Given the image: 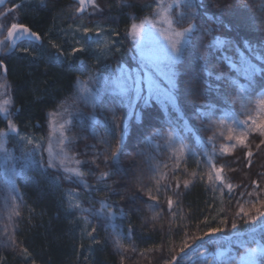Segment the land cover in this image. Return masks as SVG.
<instances>
[{"label":"trees","instance_id":"16d2710c","mask_svg":"<svg viewBox=\"0 0 264 264\" xmlns=\"http://www.w3.org/2000/svg\"><path fill=\"white\" fill-rule=\"evenodd\" d=\"M14 1L17 0H10L8 9ZM98 2L104 13L89 17V24L100 21L103 26L114 29L122 44L120 54L96 63L91 62L86 53L72 55L68 62L61 55L66 53V29L71 22L82 17L75 13L77 3L74 0H31L25 3V8L0 18L3 29L16 22L37 32L45 48L33 59L21 58L19 62L9 64L11 81L7 90L8 93L14 91L12 99L20 111L13 115L14 104L10 105L12 115L9 119L3 122L0 118V132L5 133L10 122L17 129L14 134L6 132L0 137V142L4 141L0 157L5 154L10 157L7 161L8 173L0 164V264H163V259L171 260L173 255L177 261L172 264H208V261L211 264H226L227 257L241 260L247 249L256 247L254 242L249 241L247 233L257 222L249 225L244 223L243 218L236 217L239 209L237 199L229 203L227 189L224 190V198L219 190L213 192L211 188L206 189L199 173L206 171L203 162L207 153L215 149L216 159L227 165L226 177L240 186L236 193L240 203L245 199H255L247 195L239 197L241 191H252L251 180H257L264 187V179H261V174H264V145L260 149L255 147L259 143L258 137L250 144L252 164H248L244 155L248 149L239 145L230 154L220 155L222 145L235 143V140H226L229 126L233 128V135H238L244 127L239 121L245 120L247 115L245 106L251 102L254 109L259 93L264 91L261 88L264 72L256 73L253 77L255 84L249 87L243 76L237 77L236 72L229 70L224 63L225 56L231 57L237 65L241 56L252 58L244 41H248L258 54L264 55V25L259 23L262 15L259 0H218L219 7L216 6L217 0H211L207 8L196 9V17L192 20L194 31L189 34L180 58L172 65L170 100L132 105V100L129 103L111 93H102L104 103L94 109L91 104L75 101L79 79L89 80L90 74L104 76L108 73V66L120 67L124 64L129 67L132 64V48L126 32L132 22L139 24L145 17H152L150 8L157 0ZM171 2L165 0L164 3ZM129 3L132 7L126 6ZM180 11L183 9L173 7L170 15L175 17ZM187 26L188 21L185 20L182 27ZM208 28L214 30L212 36L229 43L205 47L212 38L206 32ZM53 44L58 47H52ZM78 58L87 62V73H82L83 66ZM52 60H56L55 63ZM252 62L257 67L264 65V61L253 59ZM223 72L245 85L241 99H235L237 89L234 85L216 79ZM65 106H71L70 110L74 113V117L70 118L71 125L67 126L69 130L65 131V135L73 141L69 156L84 151L85 145H95L96 150L103 153L105 145L100 143L102 139L111 145L107 152L110 156L111 151L117 148V139L123 136L118 149L119 167L122 174H127L123 179L113 175L98 181L97 177L110 169L102 163L100 167L83 165L80 166L82 171L92 173L81 178L90 186V189H85L82 184L63 179L65 174L62 171L48 169L45 174L39 166L25 165V154L33 146L25 145L22 137L36 142L38 136L45 135L43 127L47 115ZM110 109L120 118L115 123ZM252 114L255 115V111ZM93 116L100 123L92 124ZM234 120L236 123H233ZM221 121L224 123L221 124ZM210 137L213 138L211 143ZM251 140L252 136H249ZM181 146L183 152L179 151ZM92 152L93 149L89 148L87 156L77 155L76 159L91 160ZM34 159L40 161L41 157L34 156ZM103 159L104 155H101L100 160ZM13 169L16 175L12 177V183H7ZM173 169L176 170V176L171 180L173 188L179 180L182 190L174 205V217L168 213L166 202L172 193L165 192L163 188L156 193L155 180L152 179L154 176L168 177ZM193 173L197 175L193 176ZM138 178L158 196L159 204L143 196L148 204L157 205L151 210L139 201L133 205L121 200V196L127 198L137 193ZM185 179L191 181L187 189L183 187ZM105 183L116 188L117 194L105 189ZM161 183H169V179H161ZM69 190H74L71 203L79 202L82 208L99 209L101 200L110 205L118 202L125 215H117L109 223L79 209H70ZM9 193L16 198V210L20 213L19 216L13 215L11 220L12 201L9 199L7 205L5 203ZM173 199L177 200L174 195ZM248 207L245 205L246 209ZM222 208L224 211H220ZM154 213L158 214L155 219ZM85 217L90 224H86ZM222 220L225 222L222 223ZM233 222L237 225L236 229L232 228ZM92 226L97 231L89 236ZM130 226L132 234L129 238ZM217 227L224 231L199 241L203 247L196 248L195 253L185 249L191 259L179 252L186 239L192 245L190 237L201 236L209 228ZM256 239L264 244V234L258 232ZM94 240L99 243H94ZM117 241L122 247L117 246ZM262 262L264 254L257 257L255 264Z\"/></svg>","mask_w":264,"mask_h":264},{"label":"snow or ice","instance_id":"6c2138e0","mask_svg":"<svg viewBox=\"0 0 264 264\" xmlns=\"http://www.w3.org/2000/svg\"><path fill=\"white\" fill-rule=\"evenodd\" d=\"M211 0H172L171 3L165 5L163 0H157L156 8L154 9V15L156 19H149L145 17L139 24L132 22L126 32V37H131L133 46L138 50L141 57V66L145 69V83L147 84L149 91H152V81L148 77V72L151 71L152 68H158L160 62L164 61L167 62L169 67L173 65L179 58L184 48L185 44L188 43L189 34L193 33L194 26L192 24V20L196 17V9L199 8H207L208 3ZM5 0H0V4H4ZM127 7H132V5L126 4ZM216 6L219 7V2L217 0ZM111 7V5H109ZM173 7L177 9H183V11L177 12L175 17L170 15L171 10ZM259 7L261 9L262 15L259 17V23L264 25V0H259ZM20 8V5L13 4L12 8L7 9V11L0 13V17H6L8 13L13 12ZM91 9V11H89ZM88 14V17H95L98 15H103L104 8L98 2V0H77V6L75 7V13L81 14ZM218 19V17H217ZM185 20L188 21L187 27H182ZM81 25H83V19H81ZM158 25L162 27H158ZM156 30L163 36L164 40L167 42L166 44H159L157 43L155 48L149 51H145L144 49V39L141 38V32L143 31L147 37H152L153 30ZM3 30V27L0 26V31ZM76 32L80 33L79 38H75V43L80 45L79 47H73L72 53L69 54L68 59L72 58V54L87 51V41L90 39H97V50L100 52H111L112 51V42L110 40H103L100 41V37L104 36L108 30L101 26L100 21H96L92 27L80 26L77 27L75 30ZM214 30L212 28L206 29V32L209 36H211L210 44L205 47H211L213 45H220L224 46L225 44L229 43L227 41L221 40L219 37L212 36V32ZM110 34L118 35L117 32L113 31ZM25 38H32L36 41L41 39L40 35L32 31L29 27L13 22L9 27H7V35L5 40L10 42L9 47L15 45L17 40H23ZM4 40H0V44H4ZM245 46L249 47V51L252 58L240 57L239 65L232 60L231 57H224V63L228 65L229 70H233L236 72L237 77L243 76L248 81V86L252 87L255 84L253 77L258 72H264V65L261 67H257L255 63H253V59L257 61H264V55L258 54L255 49L251 48L248 44V41H244ZM52 47L57 48L56 44H53ZM24 53H29V48L25 47L21 49ZM120 49L116 48V52H119ZM63 55V53H61ZM58 59V58H57ZM199 59V57H198ZM0 69H4L6 71L4 62L0 59ZM117 75H114L112 78H105L99 77L90 74V78L92 82L96 85L95 88L89 89L85 87L83 84L80 85L78 94L75 97L76 102H83L85 104H91L92 107L95 109L96 107L100 106L104 103L101 100L102 93H111L115 96H119L122 99H126L131 103L130 94L135 93L137 96L141 91V81L138 78H134L132 75H126L121 68H117L114 70ZM218 81L222 80L228 85H234L236 87L235 99H241L243 93L245 92L246 88L245 85L240 84L238 79L233 78L232 76L228 75L226 72L221 73L219 76L216 77ZM169 84H172L171 79H169ZM3 87V85H0ZM261 88H264V83L261 84ZM171 99V97H170ZM9 103L8 100L4 101V104L7 105ZM71 106H65L63 108V112H56L52 113L51 116H60L63 117L66 113L70 118L74 117V113L70 110ZM112 112V120L115 123L120 118L116 115L114 110ZM255 111V115L252 112ZM0 112H7V109L4 107H0ZM245 112L247 113L246 119L239 121L242 124L243 130L238 135H233V128L229 126L228 132L229 134L226 137V140L229 142L235 140L234 144L229 145H222L220 148V155L223 156L224 154H230L238 145L242 146L243 148H247L248 151L244 153L245 157L248 158V164H252L251 157L253 156V152L250 148V144L259 138V143L255 144L257 149H260L262 145H264V91L259 93L258 99L255 101V108L251 106V102L249 105L245 106ZM92 124H98L99 121L95 120L94 116L91 117ZM81 122H83V118H81ZM72 120H64L63 122H53L50 120V124H52L51 133L59 132V136L56 139V144L58 146V150L53 149V141L50 135L49 137V144L48 147L45 149L42 144H37L34 148L28 149L25 154V165L26 166H39L42 171L47 174L48 169H56L58 172L62 170L65 174L63 179L69 180L72 183L82 184L85 189H90V186L87 185L81 178L86 174H92L91 172L85 173L81 170L80 166L83 165H96V167H100L101 163L104 165L105 168H109V171L102 172L99 177H97L98 181H104L106 178L111 177L113 175L121 177L123 179L127 174L123 173L119 167V146L123 140V136H120L117 141L116 145L117 148L111 151V155L108 156L107 152L111 145L108 144L107 140H101L100 143L105 145L104 152L101 153L100 151L96 150L95 145H85L84 151L80 153H74L72 157L69 156L70 145L72 144V139L65 135V131L69 130L67 126L71 125ZM224 122L221 121V124ZM233 123H236L234 120ZM116 127H120L119 124ZM9 131L17 132V129L14 124L11 122L9 123ZM255 133L256 135H252ZM106 134H110L106 133ZM5 135L4 132H0V137ZM171 136V133H169ZM249 136H252V140L249 141ZM23 140L27 141V145H31L33 143L31 138L22 137ZM213 140L212 137L209 138V142L211 143ZM245 141H249V143H245ZM93 149L92 158L91 160L85 159L80 160L76 159L77 155H88V149ZM3 149V144L0 143V150ZM38 151H47L48 153V160L45 164L43 158L40 161H36L34 159L35 153ZM180 152L184 151L183 146L179 149ZM215 149L213 152L207 153V159L203 162V167L206 170L205 172L199 173L201 180L204 181L207 188H211L213 192L217 190L220 191L221 197H225V189H227V197L229 199V203L231 200L236 198L237 204L239 205L238 211L235 213L236 217L243 218L245 224L252 225V222H257L255 225H252L249 232L247 233L249 237V241L254 242L256 247L247 249V254L241 257V261L245 262V264H255V254L261 253L264 254V244H261L260 241L256 239L257 233L264 234V187H261L257 180H251V185L253 186L252 191L247 192H239V197H255L254 200L245 199L243 203H240L239 199L236 197V193L239 190V185L232 183L225 175V168L227 165L225 163H221L219 160L216 159L214 156ZM104 155L103 161L100 160V156ZM10 157L5 154L3 157H0V164L4 166L5 172L8 173L9 170L7 169V161ZM69 161H74L77 167H70L68 166ZM167 167V165L165 166ZM197 167H200L198 163ZM232 171L231 168L228 169ZM15 170H11V174L8 176L7 183H12V177L15 176ZM193 176H196L197 173H193ZM176 176V170L173 169L171 175L168 177L161 176L160 178H156L155 176L152 179L155 180V192L159 193L161 188L164 189L165 192H170L172 195H168L167 197V207L168 213L171 214L173 217L176 215L174 210V205L178 202V198L181 196V187L179 180L176 181L175 187L171 183V180L174 179ZM206 176V179H205ZM75 177L76 179H73ZM60 177L58 176L57 179ZM167 178L169 179V183L162 184L161 179ZM261 179H264V174H261ZM191 181L185 179L183 181L184 189H187ZM105 189L110 190L113 194H117L116 188H113L111 185L105 183ZM69 197V208L70 209H79L81 212L90 213L94 217L102 218L108 221L109 223L114 221L117 215L123 217L125 215L123 207L118 203L114 202L111 205L108 204L105 200L100 201V208L99 209H87L82 208L79 202L71 203L74 195V190H69L67 193ZM147 196L148 201H156L159 204L158 196L153 194V189L148 188L146 185L143 184L142 179H137V193L130 197L121 196V200L131 203L135 205L137 201L142 204H146L147 207L151 210L157 205L148 204L147 201L143 199V196ZM173 195L177 198V200L173 199ZM12 201V211L9 213V220H11L12 216H19L20 213L16 210V198L9 193V196L5 198V203L7 205L8 200ZM245 205H249L246 209ZM138 210V209H137ZM220 211H224V209H220ZM157 213H154L153 219L156 218ZM86 224H90L91 222L88 220V217H85ZM225 222L222 220V223ZM107 226V225H106ZM232 228L236 229L237 225L235 222L232 223ZM97 228L92 226V231L88 233L89 236L92 235L93 232H96ZM223 228H209L206 232H204L201 236H193L190 239L193 241V244L190 245L188 240L186 239L179 248L180 253H184L185 257L191 259L188 256V253H185V249H189L190 252L195 253L196 248L203 247L202 244L198 242L203 240L205 237L208 236H215L217 233L223 232ZM132 234V228L129 227V238ZM187 236V233H185ZM94 243H99V241H95ZM243 243V242H242ZM117 246L122 247L117 241ZM200 255H203L201 253ZM217 255H221L217 253ZM184 257H181L183 259ZM123 259V258H122ZM173 261H177V257L173 255L171 260L163 259V264H172ZM179 264V262H177ZM208 264H211V261H208ZM226 264H241V262L236 261L231 257L226 258ZM264 264V262H262Z\"/></svg>","mask_w":264,"mask_h":264},{"label":"rangeland","instance_id":"374dc122","mask_svg":"<svg viewBox=\"0 0 264 264\" xmlns=\"http://www.w3.org/2000/svg\"><path fill=\"white\" fill-rule=\"evenodd\" d=\"M28 1L31 0H22V2L27 3ZM165 2V0H163V3ZM165 4V3H164ZM157 2L154 3L153 5H151L150 11H152V17L149 19H156V16L154 15V9L156 8ZM7 7L5 9H3L2 11H0V13H3L5 11H7ZM89 11H91V9H89ZM87 15L85 17H81L79 19L74 20L73 22H71V24H69L68 28L66 29L65 35H64V44L66 48V53L63 52V57L65 58L64 60H66L68 62V56L69 54L72 53V48L73 47H79L80 45L75 43V38H79L80 33L76 32L75 30L77 29L78 26H80L81 28L83 26H88V27H92L94 25L95 22H92L91 24H89V17L87 12L84 13ZM83 14V15H84ZM81 16V15H78ZM2 18V17H0ZM81 19H83V25H81ZM101 26L105 29L108 30V32L104 35L101 36L99 39L100 41H103L105 39L110 40L112 42V51L111 52H100L97 50V39L93 38L88 40L89 41V47L87 46V51H81V52H77L74 53L72 55L77 56L80 53H86L87 56H90V61L93 63H96L98 61H103L105 59H110L114 54H120L119 52H116V48H119L121 50V44L122 41L117 39V35H112L110 34L111 32L115 31L114 29L110 28V27H106L103 26L101 24ZM9 27V26H8ZM158 27H162L160 25H158ZM7 34V28L3 29L2 31H0V40H4L5 43L4 44H0V54L1 55H5V54H9L10 53V48L8 46H6L5 44L8 45V42L4 39V36ZM128 41L130 42V46L132 48V53L130 54V59L132 61V64L129 65V67L127 65L121 64L120 67H111L108 66L107 68V74H105L104 76H100V75H95V76H99V77H105V78H112L114 75H117V73L114 72L115 69L117 68H121L124 73L126 75L130 74L132 75L134 78H138L141 81L140 87H141V91L139 93V95L137 96L135 93H131V100H132V105H134L135 103H141V104H147L150 101H164V100H170L171 97V89L172 86L169 84V79H171L172 81V65L171 67H169V65L167 64V62H160L158 65V68H152L151 71L148 72V77L151 79L152 81V91H149V88L147 86V84L145 83V69L141 66V57H140V53L138 52V50L133 46V42L131 37H127ZM141 38L144 39V49L145 51H149L155 48L156 44H166L167 42L164 40L163 36L160 35V33L158 31H156L155 29L153 30L152 33V37H147L145 35V33L142 31L141 32ZM6 47V48H5ZM23 49V48H22ZM43 46L41 47H33V48H29V53H24L21 49L18 50L15 54H13L12 56V62L13 64L15 62H19L21 60V58H35L36 56H39L41 54V52H44ZM60 49V48H58ZM80 58H78L77 60H79ZM56 60H52L51 62L55 63ZM82 61V62H81ZM80 65L83 66L82 68V73H87V71L89 70V66L87 65V62H83V59H80ZM1 83V82H0ZM83 84L85 87L89 88V89H93L96 87V85L92 82L91 79L89 80H80L78 82V91H79V87L80 85ZM7 89V88H6ZM8 93V91H7ZM10 93H8L9 95ZM78 94V92H77ZM9 98L11 99V97H7L5 96V89H2V87H0V107H4L7 109V112H0V116L2 119H5V121L7 119H9V116L12 115L10 113V100L6 99ZM8 100L9 103L7 105L4 104V101ZM83 103V102H81ZM89 105V104H88ZM56 112H63V108H59L56 111H53L51 113H49L47 115V121L44 124V130H46L45 135L44 136H38V140L35 142L33 141V143L31 144L33 146V148L37 145V144H42L43 147L46 149L48 147L49 144V137L51 135L52 137V141H53V149L58 150V146L56 144V139L59 136V132L56 133H51V128H52V124H50V120L53 122L59 121V122H63L64 120H68L70 119V117L65 113L63 117L60 116H51L52 113H56ZM14 115V114H13ZM7 133H15V132H11L9 131V129H6ZM5 132V133H6ZM6 135V134H5ZM0 143H4L0 142ZM24 144L27 145V141L24 140ZM4 149V148H3ZM3 149L0 150V152H3ZM35 156L41 157L43 158V160L45 162H47L48 160V153L47 151H38L35 153ZM68 166L70 167H76L75 163L72 161H69ZM56 170V169H55ZM62 171V170H61ZM247 252L244 254L246 255ZM261 253H256L254 258H255V262L257 257L260 255ZM239 262H241V264H245V262L239 260Z\"/></svg>","mask_w":264,"mask_h":264},{"label":"flooded vegetation","instance_id":"af4514ba","mask_svg":"<svg viewBox=\"0 0 264 264\" xmlns=\"http://www.w3.org/2000/svg\"><path fill=\"white\" fill-rule=\"evenodd\" d=\"M5 7L8 8V6L6 5V6L2 7V8H0V11L2 9H4ZM6 35L4 36V39H5ZM9 43L10 42H8V45L7 44H5V45L9 47ZM41 46H43V39H42V37H41V44L40 45H37L35 43H31V42H28V41H22V42L17 43L16 45H14L12 47H9L10 48V53L9 54H5V55H1L0 54V59L3 60L4 65H5V68H6V71L4 69H0V82H1L0 85H3L2 89H5V96L11 97V99L6 98V99L10 100V105L13 106V104H14V99H12L14 97V94H13L14 91L13 92H10V94L8 95V93H7L8 90L6 88H7L8 83H10V81H11L10 74H9V64L12 63V56H13V54H15L18 50H20L22 48H25V47L31 49L33 47H36L37 48V47H41ZM14 109H15L14 115L19 114L20 107L17 106V104L16 105L14 104ZM0 118H1V116H0ZM1 120L3 122H6L7 121V120L5 121V119H2V118H1ZM35 126H38V123H35Z\"/></svg>","mask_w":264,"mask_h":264},{"label":"water","instance_id":"95a60500","mask_svg":"<svg viewBox=\"0 0 264 264\" xmlns=\"http://www.w3.org/2000/svg\"><path fill=\"white\" fill-rule=\"evenodd\" d=\"M8 1H9V0H5V3H4V4H0V8L4 7V6L7 4ZM74 1L77 3V0H74ZM79 15H81V14H79ZM22 41H28V42H31V43H35V44H37V45H40V44H41V39H40L39 41H36V40H34V39H32V38H25V39H23V40H17L16 43H15V45H16L17 43L22 42ZM13 46H14V45H13Z\"/></svg>","mask_w":264,"mask_h":264},{"label":"bare ground","instance_id":"6f19581e","mask_svg":"<svg viewBox=\"0 0 264 264\" xmlns=\"http://www.w3.org/2000/svg\"><path fill=\"white\" fill-rule=\"evenodd\" d=\"M9 2H10V0L7 2L6 5H8ZM13 4H18V5H20V8H19V9H22V8L25 6V3L22 2V0L14 1ZM13 4L10 5V8H12V5H13ZM6 5H5V6H6ZM24 8H25V7H24Z\"/></svg>","mask_w":264,"mask_h":264}]
</instances>
